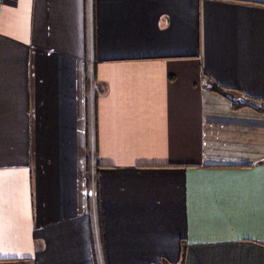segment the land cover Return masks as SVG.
Wrapping results in <instances>:
<instances>
[{"label":"crops","instance_id":"obj_1","mask_svg":"<svg viewBox=\"0 0 264 264\" xmlns=\"http://www.w3.org/2000/svg\"><path fill=\"white\" fill-rule=\"evenodd\" d=\"M0 264H264V0H2Z\"/></svg>","mask_w":264,"mask_h":264},{"label":"trees","instance_id":"obj_2","mask_svg":"<svg viewBox=\"0 0 264 264\" xmlns=\"http://www.w3.org/2000/svg\"><path fill=\"white\" fill-rule=\"evenodd\" d=\"M209 91H211L213 93H216V94L220 95L221 97L229 100V102L232 104L233 109H240V108H245V107L246 108L247 107L250 108L249 106L244 105V104H240L239 102H237L234 99H232V96H230L226 92V90L224 88H222V87H216V86H214ZM254 110L257 111V112H262L263 111V106L260 109H254Z\"/></svg>","mask_w":264,"mask_h":264},{"label":"water","instance_id":"obj_3","mask_svg":"<svg viewBox=\"0 0 264 264\" xmlns=\"http://www.w3.org/2000/svg\"><path fill=\"white\" fill-rule=\"evenodd\" d=\"M232 99H234L235 101L239 102L240 104H244V105H247L253 109H260L262 108V105L259 104V103H255L253 101H250V100H245L243 98H235V97H232Z\"/></svg>","mask_w":264,"mask_h":264},{"label":"built area","instance_id":"obj_4","mask_svg":"<svg viewBox=\"0 0 264 264\" xmlns=\"http://www.w3.org/2000/svg\"><path fill=\"white\" fill-rule=\"evenodd\" d=\"M2 2V0H0V3ZM93 217H95V210H93Z\"/></svg>","mask_w":264,"mask_h":264}]
</instances>
